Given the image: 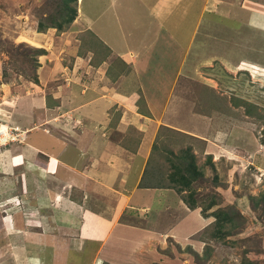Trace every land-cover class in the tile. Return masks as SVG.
Wrapping results in <instances>:
<instances>
[{
    "label": "rangeland",
    "instance_id": "rangeland-1",
    "mask_svg": "<svg viewBox=\"0 0 264 264\" xmlns=\"http://www.w3.org/2000/svg\"><path fill=\"white\" fill-rule=\"evenodd\" d=\"M234 1L232 8L243 3V0ZM99 4V0H76L73 23L62 31L49 28L39 33L37 21L50 12L51 0H0V131L5 137L9 133L18 140L0 145V203L7 204L1 208L11 216L10 212L19 206L15 196L46 192V197H37L39 201L34 203L38 205L37 212L41 216L37 220L41 223L37 228L25 227L37 233L47 230L55 244L63 240L61 250L53 244V250L45 247L47 262L45 258L36 257L35 261L30 256L28 264H76L79 257L87 264L95 246L87 245L83 256L71 250L66 238L75 236L77 223L72 217L79 206L73 205L72 210L66 211L69 216L64 214L61 199L66 195V188L59 180L64 175L58 173L54 177L49 174L51 171L44 173L40 164L42 158L32 155V149H26L25 144L43 145L40 150L49 157L54 169L58 163L64 165V155L61 158L53 154L60 142L75 153L71 159L81 158L73 137L77 140L81 136L79 125L85 120L84 112L79 109L70 113L69 110L85 102L79 95L84 96L86 90L95 88H99V92L95 91L99 97L103 94L102 98H108L103 99L106 106L113 105L108 107L111 117L106 127L115 126L122 110L140 115V120L142 116L153 117L140 91V75L132 65L133 58L129 55L118 59L119 45L111 51L99 42V29L105 30L109 23V17H104L107 8L100 9ZM246 10L249 15L246 14L245 20L232 14L228 21H201L193 46L181 55L180 61L185 62V67L175 89L176 100L171 101V106L166 105L164 113L155 119L156 126L161 122L163 126L157 129L151 147L154 149L148 157L150 167L160 168V174L165 176L170 172L167 160L172 159L171 154L178 155L179 150L190 147L202 172V177L191 185L198 204L204 206L212 198L216 205L208 212L219 207L238 213L239 217L235 218L234 225L224 226V232H229L226 237L209 239L211 227L206 226L213 218H203L199 208L187 215L189 211L179 196H169V204H182L184 208L180 206L175 212L169 210L163 214L156 212L157 218L160 217L158 228L166 222L173 226L182 215L188 218L191 215L182 233L193 232L183 234L182 238L174 233L151 240L142 250L149 253L137 258V264H240L244 260L264 264V16L258 15V18L254 16L257 10ZM129 27L123 31L132 33L133 27ZM38 49L42 54L37 56L35 50ZM154 75L150 74L147 85L154 84L151 81ZM156 85L162 88L161 73ZM117 94L123 98L109 99ZM156 94L153 96H161V93ZM241 102L252 108L248 109ZM117 106L118 110L114 111ZM69 118L77 124L73 130L66 131L70 128ZM28 129L33 131L29 133ZM110 137L118 140L120 135L113 133ZM134 137L126 136L121 141H132ZM17 154L22 160L13 167L11 161ZM208 156L211 165L207 164ZM53 157L57 160H51ZM76 160L72 161L73 169ZM36 165L39 170L34 171L35 174L27 173L26 167L33 170ZM48 208L55 210L50 215L52 223H45L42 214ZM163 209L167 208L163 206ZM9 216L3 222H8ZM205 219L207 221L202 223ZM121 220L131 226L144 223L136 216H124ZM147 223L146 220L145 225L152 227L151 222ZM201 224H205L203 231V227L199 229ZM4 226L7 229L6 223ZM12 235L4 230L0 220V239L6 236V243H0V264H24L19 263L21 251L17 247L21 238ZM188 239L193 240L191 245ZM41 241L49 246V238L42 237ZM177 242L183 245L173 247L174 243L179 244ZM119 246L120 243L110 249L116 250Z\"/></svg>",
    "mask_w": 264,
    "mask_h": 264
},
{
    "label": "crops",
    "instance_id": "crops-1",
    "mask_svg": "<svg viewBox=\"0 0 264 264\" xmlns=\"http://www.w3.org/2000/svg\"><path fill=\"white\" fill-rule=\"evenodd\" d=\"M99 1L100 9L105 7L108 10L104 17L106 19L109 17L107 28L105 30L103 28L99 29V42L102 43L101 45L104 48L111 51L113 47L119 45L121 52L119 53L120 56H117L118 59H124L129 55L130 58H133L132 65L140 75V91L143 94L147 110L153 117L150 119L142 116L143 120H140V115L135 116L133 113L122 110L119 111V119L115 126L113 128L106 127L105 124L111 117L109 106L113 107V105L106 106L107 104L104 102L108 98H102L104 97L103 94L99 97L95 93V91L99 92V88H95L94 91L86 90L84 96L79 95L81 101L85 100V102L83 104L78 103L80 105L75 104L69 110L72 113L80 109L85 115H83L85 120L81 126L79 125L80 140H75V137H73L74 143L77 142L78 144L76 151H80L81 157L73 162L75 163L74 169L72 168V161L75 160L71 159V156L75 153L70 147L61 142L60 147L53 154L59 155L61 158L64 155V165L58 163L55 169L54 164L49 163V157L40 150L42 149L40 146L43 145H33V143L31 145L26 143L25 145L26 149H32L30 150L32 155L42 158L43 162L40 164H42L41 169L44 170V173L51 171L49 174L54 177L58 173L64 175L63 178L59 177L61 184H64L66 188V195L61 199L64 214L66 213V216H69L70 214L66 211L72 210L73 205L79 206L77 213L72 217L77 223L76 230H74L75 236L66 238L70 242L71 250L81 256L84 255L87 245H94L95 247L89 253L87 264H137V258L140 259L145 256V253L146 256L149 253L146 251L144 253L142 250L148 242H152L151 240H159L164 235L174 233L182 238L183 234L193 232L187 230V232L182 233L188 225L186 221H191L193 211L189 210L187 213V215L191 214L189 218L187 215L185 217L182 215L174 223L172 221L173 226H169L166 222L164 226L161 225L162 228H158L160 225L157 219L160 217L157 218L156 212L161 214L167 213L169 210L175 212L176 209H180L182 204H169V196L177 195L171 189L144 188L139 185L142 182V174L157 129L160 125L163 126L162 122L156 126L155 119L160 117L166 105L170 103L171 106V103H173L171 101L176 100L175 89L179 83V78L183 76L182 70L185 67V62L180 61L181 55L186 54L193 46L201 21H228L232 18V14L241 20H245L249 15L246 8L252 9V11L257 10L252 14L254 13L256 17L258 15L263 17L264 0H243V6L236 8H232L235 3L234 0ZM239 12L243 15L239 16ZM129 26L133 27V32L125 33L123 30L130 28ZM130 37L132 39H129ZM94 39L96 40V38ZM111 55H114L113 52H111ZM96 68H99V64ZM178 72H180L179 76L177 75ZM151 73L156 75L151 78L154 84L149 86L147 82ZM160 73L162 77L161 89L156 85ZM156 93H161L159 94L161 96H153ZM118 96L121 99L123 98V96L117 94L109 99L114 100ZM71 98H73V95ZM103 99H105L104 102ZM100 101L103 102L102 105H99ZM113 110L117 111L118 106ZM66 115L69 114L65 113ZM202 117L205 118V116ZM159 119L161 120V118ZM75 121L69 118L68 126L70 128L66 131L73 130V126L77 124ZM64 127H66L65 123ZM32 131L29 130V133ZM113 133L120 135L118 140L116 138L111 139L110 136ZM132 135L133 137L136 136L132 141L130 140L131 142L121 141L122 138L131 137ZM71 136L73 135L70 134V139ZM22 146L24 145L22 144ZM19 152L24 154L27 151ZM19 152L18 154H20ZM18 154L14 155L16 157L13 156L14 158L11 161L13 167L18 166L19 161L22 160V157L20 158ZM51 160H57V158L53 157ZM33 167V170L32 167H26L27 173L32 172V174H35L34 171L39 170L38 165ZM50 167H52V170ZM38 194L40 193L34 191L32 194L14 195L15 202H18L19 206L10 212L11 216L4 213L5 209L1 208L3 205L7 206V204L0 203V220L4 230L12 232V236L16 235L21 238L19 245H17L21 251L19 263L28 264L30 256L35 261L36 257L38 259L45 258L47 262L48 259L45 254L48 251L44 253L45 247L53 250L51 247L53 244L58 250H61L60 246L63 244V240L62 243L59 241L55 244L54 238L47 235V230L37 233L26 229L25 226L37 228L41 223L37 220L41 216L37 212L38 205L34 203L39 201L37 197H46L47 194L46 192H42V195ZM11 198L13 197L11 196ZM81 205L82 207H80ZM5 206L3 207L5 208ZM163 206L167 209L164 210ZM182 207L184 208V206ZM53 209L48 208L46 211H42V214L45 215V223L48 221L52 223L50 215L55 212ZM8 216V222H3V219L8 218ZM124 216H136L144 223L139 226H131L126 221L121 220V217L124 218ZM31 217H34V219ZM31 219L35 222H30ZM146 220L148 225L150 222L152 223V227L145 225ZM164 220L167 219L164 218ZM206 221L207 219L202 223ZM5 223L8 225L7 229L4 226ZM202 227L204 228L205 224H201L199 229ZM131 234L134 236L133 238H131ZM42 237L49 238V246L41 241ZM4 238L0 239V243H6ZM186 241L190 243L193 240L188 239ZM119 243V248L116 250L110 249ZM77 245L78 249H76ZM176 245L179 247V245H183V242ZM82 261L79 257L76 264H83Z\"/></svg>",
    "mask_w": 264,
    "mask_h": 264
},
{
    "label": "trees",
    "instance_id": "trees-1",
    "mask_svg": "<svg viewBox=\"0 0 264 264\" xmlns=\"http://www.w3.org/2000/svg\"><path fill=\"white\" fill-rule=\"evenodd\" d=\"M51 2H53V5L48 15L37 21L36 31L39 33H44V31L49 28L55 29L56 31H62L64 27L73 22L76 16V0H51ZM35 53L38 56V54H42V50H35ZM241 103L248 109L249 107L252 108L250 104L246 105L244 102ZM152 149H154V147ZM171 155L172 159L167 160L170 172L165 176L162 173L160 174V168L150 167L149 163L151 159L149 158L142 174V182L139 185L144 188H164L173 190L189 211H195L196 208H199V214L203 218H213V221L206 226V228L208 226L211 227L208 232L209 239L226 237L229 232H224V226L228 223L234 225V220H236V217H239V214L229 212L228 210L219 207L208 212L212 206L216 205L215 200L212 198L209 199L206 205H199L196 201L195 192L191 185L198 178L202 177V172L196 165L195 156L192 154L191 148L185 147L183 150L178 151V155ZM207 159V164L211 165V162L209 163L210 157L208 156ZM153 169H156L154 173L152 172ZM212 180H216V177L213 176ZM198 241L200 242L199 239ZM173 245L171 244L173 247H178L176 244ZM240 264L254 263L244 260Z\"/></svg>",
    "mask_w": 264,
    "mask_h": 264
},
{
    "label": "built area",
    "instance_id": "built-area-1",
    "mask_svg": "<svg viewBox=\"0 0 264 264\" xmlns=\"http://www.w3.org/2000/svg\"><path fill=\"white\" fill-rule=\"evenodd\" d=\"M7 137H9V139H7ZM9 141H18L17 139L15 140L14 137L12 138V136L8 133V135L5 137L4 134L0 135V145H5L7 144V142Z\"/></svg>",
    "mask_w": 264,
    "mask_h": 264
},
{
    "label": "bare ground",
    "instance_id": "bare-ground-1",
    "mask_svg": "<svg viewBox=\"0 0 264 264\" xmlns=\"http://www.w3.org/2000/svg\"><path fill=\"white\" fill-rule=\"evenodd\" d=\"M1 134H4V136H5V133H3L2 131H0V135H1Z\"/></svg>",
    "mask_w": 264,
    "mask_h": 264
},
{
    "label": "clouds",
    "instance_id": "clouds-1",
    "mask_svg": "<svg viewBox=\"0 0 264 264\" xmlns=\"http://www.w3.org/2000/svg\"><path fill=\"white\" fill-rule=\"evenodd\" d=\"M133 213V212H132Z\"/></svg>",
    "mask_w": 264,
    "mask_h": 264
}]
</instances>
